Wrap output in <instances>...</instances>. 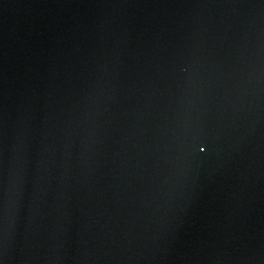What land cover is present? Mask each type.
<instances>
[{
  "label": "water",
  "instance_id": "water-1",
  "mask_svg": "<svg viewBox=\"0 0 264 264\" xmlns=\"http://www.w3.org/2000/svg\"><path fill=\"white\" fill-rule=\"evenodd\" d=\"M0 264H264V0H0Z\"/></svg>",
  "mask_w": 264,
  "mask_h": 264
},
{
  "label": "snow or ice",
  "instance_id": "snow-or-ice-1",
  "mask_svg": "<svg viewBox=\"0 0 264 264\" xmlns=\"http://www.w3.org/2000/svg\"><path fill=\"white\" fill-rule=\"evenodd\" d=\"M196 147H199V145H196ZM205 149L204 148H199L200 152H203Z\"/></svg>",
  "mask_w": 264,
  "mask_h": 264
}]
</instances>
